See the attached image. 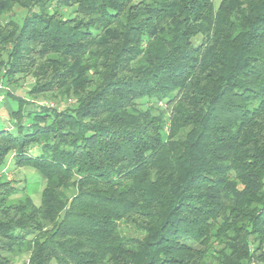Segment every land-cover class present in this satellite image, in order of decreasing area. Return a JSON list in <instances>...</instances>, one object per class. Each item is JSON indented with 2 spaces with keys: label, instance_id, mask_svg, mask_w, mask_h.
Wrapping results in <instances>:
<instances>
[{
  "label": "trees",
  "instance_id": "16d2710c",
  "mask_svg": "<svg viewBox=\"0 0 264 264\" xmlns=\"http://www.w3.org/2000/svg\"><path fill=\"white\" fill-rule=\"evenodd\" d=\"M0 80V264H264V0H0Z\"/></svg>",
  "mask_w": 264,
  "mask_h": 264
},
{
  "label": "rangeland",
  "instance_id": "374dc122",
  "mask_svg": "<svg viewBox=\"0 0 264 264\" xmlns=\"http://www.w3.org/2000/svg\"><path fill=\"white\" fill-rule=\"evenodd\" d=\"M221 0H215V4L218 5V3ZM67 14L69 13L68 10L65 11ZM13 14L18 19H21L25 15V11L22 9H15ZM198 42V40H197ZM32 80H27L25 82H21L18 84H6L5 82H2L0 80V87H5L8 90H5L2 87V90H0V94L4 96L3 101H5L8 97V93H13L17 96L24 97V99L27 98V91L31 88ZM8 106L1 105V112H0V130H3L5 128L9 129L11 132L15 133V129L13 127V122L10 121L8 112L17 110V104L15 102H12L8 97ZM60 104H57L54 100L50 99H37V100H31V103L24 107L26 111H37L41 106H50V107H58ZM165 108L162 109V111L165 112ZM25 122V120H24ZM30 153L33 156H36L39 153L38 147H33L30 150ZM5 170L2 172L1 177L2 179H7L9 181H12L15 187L18 188L19 194L16 196H13L9 202L14 203L18 200H21L24 195H29L31 199L33 200L35 205H39L40 203V192L44 186V180L40 177V175L35 174L34 171L31 168H18L13 163L12 157L8 158L7 164L5 166ZM123 227V226H121ZM127 234L132 235L133 233L129 230L126 231ZM27 259V256H21L19 258L14 259V264H24Z\"/></svg>",
  "mask_w": 264,
  "mask_h": 264
},
{
  "label": "crops",
  "instance_id": "0c3cea01",
  "mask_svg": "<svg viewBox=\"0 0 264 264\" xmlns=\"http://www.w3.org/2000/svg\"><path fill=\"white\" fill-rule=\"evenodd\" d=\"M3 87V86H2ZM2 87H0V90H2ZM5 90H8L7 88H5V87H3ZM1 92V91H0ZM3 99H4V96L3 95H1L0 94V107H1V105H4V106H8L9 105V103H8V97H7V99L5 100V101H3ZM1 108H0V112H1ZM13 111H9L8 112V114H9V116H10V113H12ZM5 129H7V128H5ZM34 171V170H33ZM34 173L35 174H38L36 171H34ZM39 175V174H38ZM41 177V176H40ZM42 178V177H41ZM42 180H44L43 178H42ZM44 182H45V180H44Z\"/></svg>",
  "mask_w": 264,
  "mask_h": 264
},
{
  "label": "built area",
  "instance_id": "2783aa9c",
  "mask_svg": "<svg viewBox=\"0 0 264 264\" xmlns=\"http://www.w3.org/2000/svg\"><path fill=\"white\" fill-rule=\"evenodd\" d=\"M14 156V154H12L10 157H13Z\"/></svg>",
  "mask_w": 264,
  "mask_h": 264
}]
</instances>
